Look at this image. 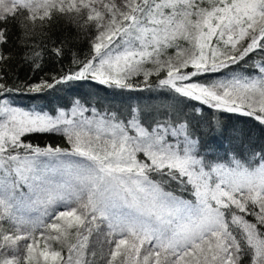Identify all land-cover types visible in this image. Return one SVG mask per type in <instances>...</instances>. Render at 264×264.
I'll use <instances>...</instances> for the list:
<instances>
[{
	"label": "snow or ice",
	"instance_id": "6c2138e0",
	"mask_svg": "<svg viewBox=\"0 0 264 264\" xmlns=\"http://www.w3.org/2000/svg\"><path fill=\"white\" fill-rule=\"evenodd\" d=\"M22 10L32 29L37 19L75 12L72 19L94 22L98 34L92 54L54 81L21 87L0 74V264H90L84 257L94 233L109 245L105 264H241L244 256L264 264V154L255 166L211 164L187 122L146 125L80 101L53 115L12 99L25 88L41 93L73 81L166 88L264 124V0H210L209 7L201 0H0V20ZM6 59L0 52V63ZM34 133L59 134L67 146L33 145Z\"/></svg>",
	"mask_w": 264,
	"mask_h": 264
},
{
	"label": "trees",
	"instance_id": "16d2710c",
	"mask_svg": "<svg viewBox=\"0 0 264 264\" xmlns=\"http://www.w3.org/2000/svg\"><path fill=\"white\" fill-rule=\"evenodd\" d=\"M112 2L119 6L124 4V0H112ZM201 2L204 7L210 6V0H201ZM22 11L24 14L15 19L9 17L7 20H0V30L3 31L5 39L4 43H0V52L7 57L3 63H0V74L6 73V78L12 84L23 87L41 81H54L55 78L75 70L78 67L77 62L84 61L92 54V42L98 34L94 22L84 24L82 19H72L71 17L76 16L75 12L67 14L57 12L53 13L51 19L46 18L43 22L37 19L36 26L32 29L31 22L25 19L27 11ZM30 29L34 34H27ZM181 44L187 47L185 42L181 41ZM53 49H60L62 54L59 56L52 54ZM36 52L40 55L36 56ZM168 53L174 55L175 49H169ZM145 67L151 69L153 65L147 63ZM244 67L246 72H253V69ZM161 75L164 74L161 73ZM134 79L139 82L142 77ZM151 79L155 81L157 77L153 76ZM88 83L94 85L91 86ZM86 87L91 91H96L95 101L107 103L113 101L112 97H115L117 93H119L118 101L123 100V102L131 96L143 93L174 97L177 104L170 115L163 111L154 113L147 110L154 115L150 123L161 119L162 121L187 122L197 140L196 151L208 163L227 164L233 159H239L242 163H251L255 166L260 162V155L264 154V124L255 117L212 109L198 101L181 98L166 88L131 91L110 88L95 81H73L57 85L41 93L30 92L25 88L22 92L14 93L12 99L13 102L19 103L36 102L47 111L54 113L55 105L67 102L69 92L78 95L83 90L80 89L85 90ZM130 104L127 109L124 108L126 111ZM114 109L115 112H122L119 106ZM137 112L139 119L144 124L150 125L144 120L142 113L140 114L139 110ZM28 142L41 147L67 146L59 134L52 133L31 134ZM180 196L182 199L195 200L190 192H181ZM247 219L254 222V217L249 216ZM90 247L93 249L95 258L99 260L96 264H105V256L109 251L105 236L94 233L90 237ZM241 264H251V256H244Z\"/></svg>",
	"mask_w": 264,
	"mask_h": 264
},
{
	"label": "rangeland",
	"instance_id": "374dc122",
	"mask_svg": "<svg viewBox=\"0 0 264 264\" xmlns=\"http://www.w3.org/2000/svg\"><path fill=\"white\" fill-rule=\"evenodd\" d=\"M89 84V83H88ZM91 86H93L94 84H89ZM83 89V90H82ZM80 90L81 93L78 95H75L73 92H69V98L67 100V102H64L63 104H58L57 106L55 105V112L51 113L49 111H47L46 109H44L41 105L37 104L36 102H29V103H24V102H14V105L16 107H19L25 111H41V112H45V113H49V114H53L55 115L57 113L58 110H65L68 111L71 109V107L74 105V103L76 101H80L81 104H84L86 106H90L91 108H95L97 109V111H101V112H106V113H117L119 114V116L123 117L124 119H130V118H137L139 119V115L137 110H139L140 114L142 113V116L144 118V120L149 123L150 125H153L154 123H159V124H166V123H170L171 121H156L153 123H150L152 119H154V115L151 112L157 113L158 111H163L164 113L167 114H171L172 111L174 110V108L176 107L177 101L176 99L170 96H164L161 97L159 94L158 95H154L153 93H143L140 94L138 96H131L128 100H126L125 102L122 101H118L119 100V93L116 94L115 97H112L113 101L110 102H99V101H95L94 98L97 96L96 91H91L89 88H81ZM76 94H77V88L75 90ZM111 103V106H110ZM131 103V104H130ZM130 104V106L128 107L129 109L126 111L125 109H127V106ZM110 106V107H108ZM120 107L122 112H115L116 107ZM124 106V107H123ZM125 108V109H124ZM136 110L135 112H133V110ZM147 110H151L147 111ZM127 112V113H126ZM168 117V116H167ZM166 118V117H164ZM231 162H228L227 164H230ZM215 164V163H213ZM25 192H27V188L24 189ZM19 215H23L26 219L35 221L38 217H39V213L32 211V212H27L24 210H21L19 213ZM48 218L45 217V220H47ZM3 227L5 229L9 228V224L7 221L3 222ZM43 231L42 229H38L37 230V248L41 249L43 248V245L45 243L44 238L40 235V232ZM10 234V233H9ZM31 242V241H29ZM21 245H23L25 242L24 241H20L19 242ZM51 246L53 248H59V244L56 242H50ZM19 253H17L18 255ZM8 258H11L13 253L11 251H8L7 253ZM63 255L66 257L67 256V249H64ZM85 260L89 261L90 264H96L99 260L98 258L96 259L94 256V252L93 249L89 246L85 251ZM43 264V262H42Z\"/></svg>",
	"mask_w": 264,
	"mask_h": 264
}]
</instances>
